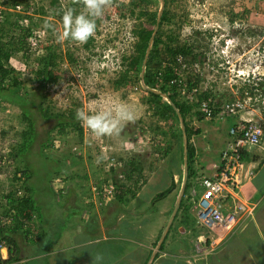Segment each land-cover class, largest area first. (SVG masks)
<instances>
[{
	"label": "rangeland",
	"instance_id": "rangeland-1",
	"mask_svg": "<svg viewBox=\"0 0 264 264\" xmlns=\"http://www.w3.org/2000/svg\"><path fill=\"white\" fill-rule=\"evenodd\" d=\"M130 1L105 0L103 15L97 19V28L88 48H85L84 44L60 38L58 33L64 31L62 17H58L52 10H49L47 15L33 12L35 5L49 7L50 0H29L32 4L28 10H20L23 14L33 15V21L40 23L39 28L36 29V31L40 30L37 32L39 38L36 40L35 51H32L29 63L24 61L21 54L13 56L9 62L25 80L27 89H31L30 68L37 67L34 57L45 54L44 45H51L54 49L57 47L54 69L61 77L57 83L49 86L44 101L45 106L57 112L74 107V104H80L77 109L95 112L123 104L135 113L134 120L122 123L118 134L96 136L84 126V142L79 144L71 130H68L64 138H61L55 130L52 132L53 139L48 142L46 148L42 147L41 153L39 144L33 145L30 149L31 153L25 157L32 172L29 184L41 215L39 220L37 218L33 220L32 231L28 237L36 242L33 243L19 234L16 235L18 237L15 236L19 245L23 247L22 256L28 257L31 253H39L36 258L28 259L27 264H116L115 260L119 261V259L115 258L110 250L113 248L108 247L107 241L99 243L94 241L88 245L85 243L89 238L87 231L90 232L95 225L96 228L99 227L105 218L113 222L120 209H123L122 213H125L124 210L134 211L130 216L134 217L132 228L135 229V237L138 241L140 238L141 242H146L147 237L158 232L157 223L160 222V216L156 209L167 204L171 199L169 196L156 201L150 198L166 188L171 178L167 174L168 171L171 170L178 175L179 187L181 178L184 179L185 172L183 170L182 176L180 171L182 152L179 153V145L171 135L157 138L155 133L157 129L168 132L173 120H160L152 115L153 108L145 102L148 93L143 89L141 82L129 83L118 89L113 85L119 71L123 69L121 55H128L132 51L135 40L131 36L132 29L141 22L136 16L132 17L128 14ZM58 2L64 11L74 1L59 0ZM121 3L124 6H121ZM160 6L161 0H147L149 10L159 9ZM168 8L177 17L185 18L179 25L180 28H177L179 40L194 45V53L200 54L198 57L200 60L195 62L182 61L180 71L184 78L189 74L192 75L191 77L198 75V86L201 90H212L215 99L220 100L227 97L229 91L230 95L239 96L236 86H241L243 80L235 76L237 70H242L245 74L250 71L264 72V0H175L168 4ZM74 10L77 13L85 11L83 6L77 4ZM142 22L146 25L145 20ZM46 25L52 27L48 29ZM163 27L175 26L164 24ZM215 29L217 32H214ZM204 30L212 32L211 35L205 34ZM221 33H228V38L231 37L228 48H225V42L219 46L220 35L223 37ZM220 48L224 52L227 51L225 53L230 56L229 64L220 60L222 59L219 56L222 54ZM109 49L113 50L117 57L116 63L112 62V54H109V58L103 57L102 52L108 56ZM68 51L75 59L73 64L67 59ZM130 75L134 77L135 72ZM32 117L37 121L38 135L35 143H39L50 126V121L43 120L37 112H34ZM188 120L191 126L196 122V127L200 129V132L193 136L198 147V155L202 153L205 162L211 161L212 167H218L221 144L215 143L214 139H218V130L221 131V136L225 135L233 125V120L226 117L224 121L213 122V120L197 119L194 115ZM214 127L219 129L216 130ZM25 128L26 122L22 120L18 107H0V157L6 158L3 159L4 162L9 161L5 170L0 172V205L6 202L1 197L2 194L11 188L9 184L13 162L11 156L21 141V132ZM221 136L219 135V138ZM165 148L169 149V154L164 153ZM158 149L160 151H157ZM80 151L85 156V160L70 166L75 160L73 157L76 155L75 152ZM87 151L92 153L91 160L96 162L94 164L102 172L106 171L110 162L116 163L119 157L125 160L131 157L137 158L143 165L141 179L145 178L147 182L151 178L150 181L154 180V182L144 188L138 199L125 203L126 207L120 205V208L116 209L113 205V208H110L108 203L106 206H100L99 200L88 186L95 174L91 171ZM200 162L201 159L197 164ZM183 168L185 169L184 165ZM77 173L81 177L87 175L88 180L80 176L78 178ZM262 175L264 176V169ZM180 189L177 187L175 190L173 200L178 198ZM71 191L79 193L73 195ZM18 195H23V191L20 190ZM89 197L91 198L88 199ZM119 212L121 213V210ZM91 215H96V221ZM125 216L128 217L129 214ZM177 226V222L174 221L167 239L172 232L178 233ZM37 233H43L44 236L38 239L34 237ZM128 238L133 240L134 236ZM124 244L131 246L134 243L124 242Z\"/></svg>",
	"mask_w": 264,
	"mask_h": 264
},
{
	"label": "trees",
	"instance_id": "trees-1",
	"mask_svg": "<svg viewBox=\"0 0 264 264\" xmlns=\"http://www.w3.org/2000/svg\"><path fill=\"white\" fill-rule=\"evenodd\" d=\"M58 1L59 0H50L49 7L47 8L44 5H38V7L35 5L36 7L34 6L33 12L47 15L49 10H52L58 17H62L63 11ZM73 1V4L69 5L68 8L74 9L75 4L83 6L82 0ZM174 1L175 0H164V8L158 23V29L151 43L142 80L143 89L148 93L145 102L153 108L152 115L160 120H173L168 132L157 129L155 133L157 138L171 135L175 143L179 145V153L182 152L180 157L182 163L180 171H182V176L184 170L183 130L187 142V177L183 194L175 216L158 248L159 250L164 249L165 240L168 237L169 229L174 221H176L178 225L182 224L186 227H192L195 223L194 216L191 215L193 204L191 202L190 193L198 176V169L195 167L197 158L196 147L191 142V138L200 131L191 126L188 119L192 115L202 118L200 112L194 111L196 105H191L183 100L177 92V85L172 83L174 78L177 77L176 67L180 69L181 66V63L178 62L179 56L183 58V62L191 63L200 60L198 59L200 54L194 53V45L179 40L177 28H180L179 25L185 18L177 17L175 13H171L168 4ZM31 4L29 0L0 1V107H18L22 114V120L26 122V128L21 132V141L17 144L13 156H11L13 161L11 165L12 175L9 177L11 188L1 196L6 202L0 205V242H5L8 249V256L6 259L0 257V264L19 262L22 260L19 255V246L16 238L18 236L16 235H22L27 238V240H30L28 237L32 231L31 227L33 220L35 218L38 220L40 219L41 212L35 203L29 184L32 172L28 166V161L25 160V157L31 153L30 149L33 148V145L39 144V152L41 153L42 149L53 139L52 132L55 130L61 138H64L68 130H71L75 134L76 141L79 144L84 142V126L75 118L76 110L80 104L73 103L74 107L57 112H53L51 107L44 105L49 86L57 83L61 77L54 69L57 59V47L54 49L51 45H44L45 54L34 57L33 60L36 62L37 67L30 68L31 89H27L25 80L19 76L20 73L18 74L9 64L10 59L17 54H21L24 61L29 63L32 51H35V47L31 44V38L37 39L39 37L37 32L40 30L38 29V31H36V29L39 28L40 23L36 20L33 21V15L23 14L19 10L20 5H22L23 10H28ZM120 5L124 6L122 3ZM127 9L130 16H136L141 22L132 29V36L135 38L132 44V51L128 55L123 54L121 56V65L123 69L119 71L117 79L113 81V85L116 89L129 83L141 82L142 65L150 44L151 36L155 29L159 10L147 9V0H131ZM124 15L125 14H123V16ZM142 20L146 21V25ZM164 24L175 27L164 28ZM92 40L91 37L84 43V47L88 48ZM67 59L71 61V64L75 62V59L69 51L67 52ZM133 72H135V76L131 77L130 74ZM191 76L192 75L189 74L185 78L188 87L197 85L199 81L198 75H193V77L196 76L195 78ZM257 89L258 88L253 87V85H245L243 88L239 89V92L243 95L244 91L247 90L250 95H254L253 91ZM164 94L167 96L164 97ZM209 96V91H202L199 94V99H206ZM214 110L216 111L217 109ZM34 112H37L43 120L47 119L50 121V126L39 143H35L38 131L36 128L37 121L32 117ZM180 117L184 122V129L181 127ZM163 150L166 154L170 152L167 148ZM157 151L160 150L158 149ZM75 154L76 155L73 156L75 160L70 166H75L85 160V156L81 151L75 152ZM88 155L91 171L95 174L93 181L90 180L88 186L93 195L99 200L100 206H106L113 202H117L118 207L116 209H119L120 205L126 207L125 203H131L130 201H135L139 198L137 194L146 183L145 178L141 179L143 176V165L140 160L134 157L127 158L126 160L119 157L116 163L110 162L106 171L102 172L98 169L97 165H95L96 162L91 160L92 153L90 151ZM242 157H244L243 154ZM3 159L6 158L0 157V161H3ZM7 162L9 163V161H5L4 164L0 165V172L5 170L8 164ZM168 173H170L171 176L169 185L162 191L157 192L151 199L152 201L163 199L173 193L177 187L180 189L183 186V178H181L182 181L179 187L177 185L178 183H176L173 178L175 173L171 170L168 171ZM79 176L80 175L77 173L78 178ZM82 177L88 180L87 175H83ZM82 177L80 176V178ZM20 181L21 186H19ZM110 183L113 185L114 191L110 200L107 202L108 204L106 202V204H104V185L108 186ZM93 187H96L95 192L93 191ZM19 190L23 191V195H18ZM73 193L75 195V193L79 192L75 191ZM90 198L91 197L88 199ZM120 210L122 213L123 209ZM120 210H118V212ZM124 211L125 213L129 212L126 210ZM118 212L116 214H118ZM91 216L92 219L96 221V215ZM115 219L116 216L114 220ZM94 228H96V225ZM161 233L154 242V245L157 244V241L161 237ZM42 236H44L43 233H37L34 237L39 239ZM30 241L33 243L36 242L33 239ZM151 252L144 264L148 263ZM157 255L158 253L155 254L154 259Z\"/></svg>",
	"mask_w": 264,
	"mask_h": 264
},
{
	"label": "crops",
	"instance_id": "crops-1",
	"mask_svg": "<svg viewBox=\"0 0 264 264\" xmlns=\"http://www.w3.org/2000/svg\"><path fill=\"white\" fill-rule=\"evenodd\" d=\"M248 116H250L249 113H244L243 115L230 118L233 120L232 124H235ZM214 129L218 130L219 128L214 127ZM220 132V130L217 132L218 139H214L215 143L221 144L219 153L228 140L227 133L221 136ZM219 135L221 136L220 138ZM201 154L197 155L195 164L200 159L201 162L195 167L201 169L200 172H203L201 174L207 175L214 168L211 161L205 162V159H202ZM243 155L245 168L241 176L243 180L239 187L238 198L251 209V213L247 217H241L234 228L223 230L220 235L212 231L208 232L206 234L205 248L200 247L198 243V238L202 235L200 228L196 225L186 227L182 224L176 227L179 229L177 234L172 232L170 238L166 239L164 249H158L162 242H160L161 237L157 241V244L154 245L160 232L164 231L166 227L168 230L172 222V214L177 201V198L175 200L172 199L175 191L168 195L171 199L167 201V204L156 209L160 216V222L157 223L158 232L147 237L146 242H141L140 238L138 241L135 237V229L132 228L134 217L130 216V214L133 215L134 211H129L126 213L118 212L116 221L114 220L113 222L107 221L105 218L99 227L91 229L90 232L87 231L89 238H87V242L85 243L88 245L94 241L98 243L100 241H107L108 247L113 248V250L110 249L111 252L115 255V258L119 259V261L115 260L117 261L116 264H144L151 251L150 258L153 256L150 264H264V176H261V172L264 169V138L259 146L247 148ZM207 168L208 170H206ZM247 169H251V175H246ZM167 174L170 175V173ZM173 178L175 182H178L177 174H174ZM150 180L152 179H148L141 188L137 197L141 196L140 194L146 186L154 182V180ZM71 194L74 195L73 191H71ZM117 204V202H113L109 205L110 208H113V205L117 208ZM125 214H129V216L126 217ZM134 215L137 214L134 213ZM128 236H134L133 240L129 239ZM135 239L136 241H134ZM124 242L134 244L127 246ZM18 246L19 255L22 260L13 262L14 264H27L28 259L32 257L36 258L39 255V253H31L28 257L22 256L23 247L19 243ZM156 253L158 255L154 259Z\"/></svg>",
	"mask_w": 264,
	"mask_h": 264
},
{
	"label": "built area",
	"instance_id": "built-area-1",
	"mask_svg": "<svg viewBox=\"0 0 264 264\" xmlns=\"http://www.w3.org/2000/svg\"><path fill=\"white\" fill-rule=\"evenodd\" d=\"M31 43L33 46L37 44L34 38L31 39ZM178 60L181 62V58ZM176 74L181 76L177 68ZM172 83L179 86L181 95L189 102H197L198 87H186L180 77L174 78ZM210 103L209 99L199 103V110L205 119L222 120L226 116H240L244 113H249L250 116L241 119L229 128V141L221 152L219 166L213 167L210 175L197 178L195 182L199 190H196L195 185L191 190L195 225L202 229L198 243L204 248L208 232L212 231L220 235L223 230L234 228L241 217H247L251 213V209L238 198L239 187L243 180L241 176L245 168L242 151L250 146H259L264 137V96L261 99L256 96L252 97L246 90L243 97H237L235 94L223 101L216 112ZM1 164H4V161H0ZM247 174H252L251 169H247ZM19 186H21V181ZM104 188L103 200L107 203L114 189L111 183L108 186L104 185ZM93 191H96V187H93ZM7 256L8 249L2 241L0 242V257L6 259Z\"/></svg>",
	"mask_w": 264,
	"mask_h": 264
},
{
	"label": "clouds",
	"instance_id": "clouds-1",
	"mask_svg": "<svg viewBox=\"0 0 264 264\" xmlns=\"http://www.w3.org/2000/svg\"><path fill=\"white\" fill-rule=\"evenodd\" d=\"M82 3H83V7L85 9V11H83V12L77 13L72 8H68V9L63 11L62 24H63L64 31L61 32V33H58L60 38L68 39L70 41H74V42H77V43H80V44H84L95 34V31H96V28H97V19L100 18L103 15V9H104V6H105V0H82ZM21 9H22V5H20V7H19V10H21ZM46 27H52V25H46ZM203 32L205 34L208 33V35H211V33L213 32V29H212V32H210L208 30H204ZM214 32H217V30L215 29ZM221 34L223 35V37H221V35H220V43H219L220 45L219 46L222 45V42H225L226 43L225 48H228V44H230V42H231L230 41L231 37L228 38V36H229L228 33H224V34L221 33ZM35 40H37V39H35ZM219 46H218V48H219ZM104 50H107V49H104ZM109 51H110V53H108V56L105 55L104 52H102L103 53V57L104 58H109V54H112V57H113V61L112 62L116 63V61H117L116 58L117 57H115V54H114L113 50L109 49ZM215 51H217V49H215ZM220 51L222 53L221 55H219L222 58L220 60L221 61L223 60V62H225L226 64H229L230 56H228L225 53L227 51L224 52L223 49H221ZM178 58H181V62L183 61V58L181 56H179ZM178 62H180V61L178 60ZM216 64H218V63H216ZM176 68L181 73V76L177 75L176 78L180 77V79H182L183 83L186 84V87H188L187 82H186L185 78L183 77V73L180 71V69L178 67H176ZM263 69H264V67H263ZM182 71H184V69H182ZM236 74H237V75H235L236 77H239L241 80H243L242 81L243 84L241 86H239V87L236 86V88H238L237 92L239 94V96H237V97H243L244 96V93L242 95L239 92V89L243 88L245 85H248V86L249 85L250 86L253 85V87H257L258 88L257 90L253 91L254 95H251L252 97L256 96V97L261 99V97L264 96V72L257 71V73H255V71H250L247 74H245V73L242 72V70H237ZM248 80H249V82H248ZM198 83H199V81L197 82V85H195L199 89V91L196 93L197 102H194V103L193 102H189L183 95H181V93L179 91V86L176 84L177 85V92L179 93L180 97L183 100H185L187 103H189L191 105H196V107H194V111L200 112L201 113L200 115L202 117V118H198L197 116H195L197 119H200V120L204 119L206 121L213 120V122H215L217 120L215 118H212V119H205L204 118V116L202 115V112L199 110V103L204 101V100H208L209 99V100H211V103H212V104L210 103L211 106L214 109L218 110L219 105L222 104L223 101L233 97L234 95H230V91H229V95L227 97H223L222 100L215 99L212 90H210V89L201 90V87L198 86L199 85ZM141 84H143V83L141 82ZM173 84H175V83H173ZM188 88H190V87H188ZM202 91H209L210 92V96L208 98H206V99H202V100L199 99V94ZM166 96L167 95L164 94V97H166ZM216 111L214 110V112H216ZM226 117L230 118V117H234V116H226ZM75 118L78 121H80L83 126H86L90 130V132L92 134L102 137V136H105V135L118 134L119 131H120V128L122 126V123L134 120L135 113L128 106L123 105V104H118V105L110 106V107L105 108V109L97 110L95 112H89V111H86L84 109H77L76 113H75ZM224 119H222V120L218 119V120L219 121H224ZM183 124H184V122H183ZM192 126L200 131L199 127H196L197 126L196 122H194ZM181 127H182V125H181ZM228 131H229V129L227 130V135H228L227 142L229 141ZM195 135L196 134H194L193 136H195ZM193 136L191 138V142L196 147V152H197V155H198V147L196 146V143L193 140ZM227 142H226L224 148H222V150L225 149V147L227 145ZM186 144H187V142H186ZM86 148H88V147H85V149ZM222 150L220 151L219 154H221ZM245 150L246 149H244L242 151V154L244 153ZM87 152H89V151H87ZM242 159H243V157H242ZM243 161H244V159H243ZM183 163H184V142H183ZM211 164L213 165V163H211ZM197 173H198L197 178H201L202 176L205 175V174L204 175L200 174V172H198V171H197ZM211 173L212 172H210L207 175H210ZM194 185L196 187V190H199V187L196 184V182H195ZM238 195H239V193H238ZM193 211L194 210H193V205H192L191 215H193ZM193 216H194V219H195V214ZM194 225H195V223H194ZM200 230H202V229H200ZM5 264H14V263L12 262V263H5Z\"/></svg>",
	"mask_w": 264,
	"mask_h": 264
},
{
	"label": "water",
	"instance_id": "water-1",
	"mask_svg": "<svg viewBox=\"0 0 264 264\" xmlns=\"http://www.w3.org/2000/svg\"><path fill=\"white\" fill-rule=\"evenodd\" d=\"M163 8H164V0H161V6H160V8H159V10H158V15H157V21H156L155 29H154L153 34H152V36H151L150 44H149L148 49H147V51H146V55H145V58H144V61H143V65H142V72H141V82H142V83H143L142 80H143V73H144L145 63H146V60H147V58H148V53H149V50H150V47H151L152 40H153V38H154V36H155V33H156L157 29H158V23H159V21H160V17H161V14H162ZM179 119H180V122H181L182 128L184 129L183 120H182L181 117H180ZM183 142H184V167H185V169H184V172H185L184 176H185V177H184V181H183V186H182V188H181V190H180V194H179V196H178V198H177V201H176V205H175V208H174V211H173V214H172V219H173V217H174V215H175V212H176L177 207H178V205H179V202H180V200H181V197H182V194H183V190H184V185H185V182H186V177H187L186 135H185L184 130H183ZM166 231H167V229L164 231V233H163V235H162V237H161V239H160V242L162 241L163 237L165 236ZM160 242H159V243H160ZM152 256H153V255H152ZM152 256H151L150 260L148 261V264L151 263Z\"/></svg>",
	"mask_w": 264,
	"mask_h": 264
}]
</instances>
